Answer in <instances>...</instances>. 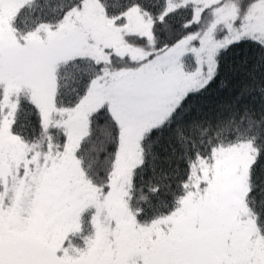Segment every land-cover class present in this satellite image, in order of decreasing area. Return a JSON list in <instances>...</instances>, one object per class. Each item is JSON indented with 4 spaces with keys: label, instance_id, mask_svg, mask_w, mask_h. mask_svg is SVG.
Segmentation results:
<instances>
[{
    "label": "snow or ice",
    "instance_id": "obj_1",
    "mask_svg": "<svg viewBox=\"0 0 264 264\" xmlns=\"http://www.w3.org/2000/svg\"><path fill=\"white\" fill-rule=\"evenodd\" d=\"M0 264H264V0H0Z\"/></svg>",
    "mask_w": 264,
    "mask_h": 264
}]
</instances>
